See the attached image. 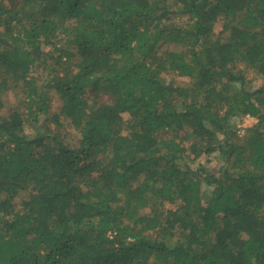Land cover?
Segmentation results:
<instances>
[{
    "label": "trees",
    "instance_id": "obj_1",
    "mask_svg": "<svg viewBox=\"0 0 264 264\" xmlns=\"http://www.w3.org/2000/svg\"><path fill=\"white\" fill-rule=\"evenodd\" d=\"M0 264H264V0H0Z\"/></svg>",
    "mask_w": 264,
    "mask_h": 264
},
{
    "label": "rangeland",
    "instance_id": "obj_2",
    "mask_svg": "<svg viewBox=\"0 0 264 264\" xmlns=\"http://www.w3.org/2000/svg\"><path fill=\"white\" fill-rule=\"evenodd\" d=\"M221 30V24L220 23H216L215 27H214V31L216 33H218ZM174 81L178 82V83H186L187 78H178V77H174ZM168 79H170V77H168ZM256 84V83H255ZM8 96V101L12 102V100L15 99V96L13 94H9ZM256 123V119L251 118V120H244L243 117H238L235 125H236V131L239 134L240 137H242V133H244L245 129L248 127H251L252 125H254ZM62 127L60 128L61 130H66V131H70V129L66 126L65 123H63L61 121ZM74 132H72L73 134ZM196 163H200V164H204L207 165L211 168H215L217 166V164L219 163V157L217 156H213V157H205V156H200L195 160Z\"/></svg>",
    "mask_w": 264,
    "mask_h": 264
},
{
    "label": "built area",
    "instance_id": "obj_3",
    "mask_svg": "<svg viewBox=\"0 0 264 264\" xmlns=\"http://www.w3.org/2000/svg\"><path fill=\"white\" fill-rule=\"evenodd\" d=\"M244 120H251L252 117H250L249 115H245L243 116ZM244 133H242L241 136H243Z\"/></svg>",
    "mask_w": 264,
    "mask_h": 264
}]
</instances>
